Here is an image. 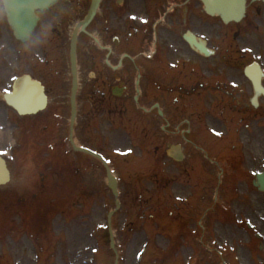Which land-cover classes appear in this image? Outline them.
<instances>
[{"label":"rangeland","instance_id":"1","mask_svg":"<svg viewBox=\"0 0 264 264\" xmlns=\"http://www.w3.org/2000/svg\"><path fill=\"white\" fill-rule=\"evenodd\" d=\"M251 45V41L246 43L251 47L249 51L257 52L259 47ZM29 47L31 55L23 57L28 60L35 57L36 61L19 63L22 70L14 76L13 48L10 44L0 45V97L14 78L21 80L26 74L34 75L49 91L51 102L45 112L50 114L54 127L44 130L42 125L33 133L26 130L21 134L11 119L7 123V109L0 103V129L6 135L0 136L3 139L0 149L9 155L7 140L15 145L19 139L22 144L23 134L34 140L40 135L36 143L54 148L55 155L66 166L62 172L58 171L52 183L48 180L41 193L35 190L32 194L57 199H53L54 204L49 203L52 204L49 211L54 216L48 225L50 236L46 235L47 230L34 225L32 212L38 217L36 203L24 205L26 209L19 206L32 196L28 190L30 185L17 186V180L0 189L5 202L0 207L3 261L9 264H115L116 252L111 249L107 236L112 213L119 264H143L149 260H152L150 264H192L196 254L198 264H264V193L246 185L235 190L220 182L222 125L213 115L207 119V94L202 89L187 99L189 104L180 105V110L186 112L183 119L188 122L162 124L168 127L166 132L161 133L160 126L156 130L151 128L155 125L149 124L146 130L140 122L113 124L101 117L102 108L99 114L91 110L95 107L92 96L98 83L94 79V61L89 51L79 49L81 89L75 139L107 157L119 180L121 206L115 211L116 199L105 182V168L93 158L75 153L69 142L72 78L69 59L64 60L54 52L51 68L41 70L38 57H44L43 49L40 52L36 44ZM130 107L128 114H140L132 104ZM40 114L45 117V113ZM188 129L195 137L186 134ZM262 141L251 147L255 148L256 155L262 153L261 147H257ZM175 145L183 148V162L175 161L170 155ZM207 153L214 157L215 164L207 160Z\"/></svg>","mask_w":264,"mask_h":264},{"label":"flooded vegetation","instance_id":"2","mask_svg":"<svg viewBox=\"0 0 264 264\" xmlns=\"http://www.w3.org/2000/svg\"><path fill=\"white\" fill-rule=\"evenodd\" d=\"M226 2L54 0L46 8L35 9L37 25L26 44L43 49L49 70L54 52L63 59L67 56L75 29L96 5L88 33L78 37V53L84 49L92 55L98 82L92 112L99 114L102 108L101 117L107 121L140 122L158 130L165 122H188L180 105L189 104L187 99L202 89L207 94V118L213 115L222 125L224 184L250 187L264 162V90L260 88L264 87V0ZM248 41L259 47L257 52L249 51ZM3 44H13L18 69L20 54L32 52L16 37L0 0ZM203 45L207 54L199 50ZM131 104L140 112L138 116L128 114ZM259 140H263L257 145L262 153L256 155L251 147ZM39 176L43 189L48 175L40 172ZM21 184L19 180L17 186ZM42 199L34 194L20 203H41L33 222L48 232L51 217L42 214L47 209ZM3 203L0 195L1 208Z\"/></svg>","mask_w":264,"mask_h":264},{"label":"water","instance_id":"3","mask_svg":"<svg viewBox=\"0 0 264 264\" xmlns=\"http://www.w3.org/2000/svg\"><path fill=\"white\" fill-rule=\"evenodd\" d=\"M21 2L17 3L19 8H18V12L20 13V17H18L16 19V21L14 20V18H12V2H10V6H9V14L11 15V23L14 25V29H16V31L19 33V35L23 36L26 35L27 32H23L21 31L23 26L27 24L28 20H29V16H28V2L27 0H20ZM13 8H16L13 6ZM25 10V12H24ZM27 26V25H26ZM72 62H73V72H74V87H73V98H72V104H73V120H72V134H71V142L74 146V148L77 151H84L87 153H90L92 155H95L99 158H101L99 155H96L94 152L88 150V149H84V148H79L75 145L74 141H73V125H74V117H75V111H76V105H75V95H76V91H77V76H76V54H75V43H73V49H72ZM27 80L30 81V83H32L34 86H36V88L38 87H42L40 83L36 82V81H32L30 79V77H27ZM13 97L7 98L8 101L10 103L13 104ZM29 104L28 108L29 110H26V105ZM14 106H16V104H13ZM45 106V98H42V101L36 102V101H32V102H28L25 104V108L22 107V109L18 108L20 112L26 114V113H36L39 110L43 109ZM1 169L3 170V174H1L0 176V181L2 180V178L5 177L7 171L5 168V165L2 163L1 164ZM108 175H109V180H110V186L113 189L115 195H118V191H117V180L115 178V176H113L111 174L110 169L108 168ZM260 184L262 185V188L264 189V175H260ZM112 238V245H113V235H111Z\"/></svg>","mask_w":264,"mask_h":264},{"label":"bare ground","instance_id":"4","mask_svg":"<svg viewBox=\"0 0 264 264\" xmlns=\"http://www.w3.org/2000/svg\"><path fill=\"white\" fill-rule=\"evenodd\" d=\"M217 1H218V3H220V0H217ZM228 2H229V0H227L226 3H228ZM222 3H224V2H222ZM20 87H25V88L28 87L29 89H26V92H28L30 96L32 95L34 98H38V99H35L36 102H39V99L41 98V96L45 97L44 87L36 88V86L30 85L28 82L21 84ZM25 88L23 89L24 91H25ZM12 100H13V104H16V107L20 108V109H22V107L25 108V104L28 101L27 97L15 98V99L12 98ZM28 106H29V104L26 105V110H29ZM75 115H76V111H75ZM0 136H6V135H4V131L0 130ZM9 140L7 141V143L9 142ZM175 151H176L175 154H178V155L180 154V150L178 148H176ZM99 159L101 160V158H99ZM106 172H108V170H106Z\"/></svg>","mask_w":264,"mask_h":264}]
</instances>
